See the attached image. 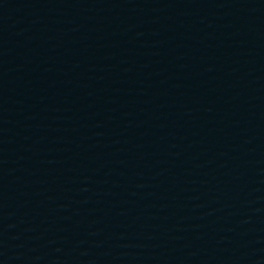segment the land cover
Returning a JSON list of instances; mask_svg holds the SVG:
<instances>
[{"label": "water", "instance_id": "obj_1", "mask_svg": "<svg viewBox=\"0 0 264 264\" xmlns=\"http://www.w3.org/2000/svg\"><path fill=\"white\" fill-rule=\"evenodd\" d=\"M0 264H264V0H0Z\"/></svg>", "mask_w": 264, "mask_h": 264}]
</instances>
